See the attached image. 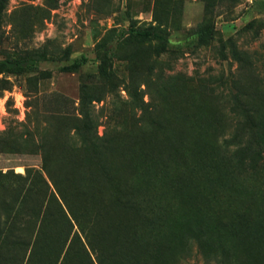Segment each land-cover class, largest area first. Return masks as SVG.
I'll use <instances>...</instances> for the list:
<instances>
[{
	"label": "rangeland",
	"instance_id": "obj_1",
	"mask_svg": "<svg viewBox=\"0 0 264 264\" xmlns=\"http://www.w3.org/2000/svg\"><path fill=\"white\" fill-rule=\"evenodd\" d=\"M0 264H264V0L0 1Z\"/></svg>",
	"mask_w": 264,
	"mask_h": 264
},
{
	"label": "trees",
	"instance_id": "obj_2",
	"mask_svg": "<svg viewBox=\"0 0 264 264\" xmlns=\"http://www.w3.org/2000/svg\"><path fill=\"white\" fill-rule=\"evenodd\" d=\"M0 1H3V0H0ZM125 34H128L129 36L137 38V39L156 40L159 43L160 47H165L166 42H167L165 33L154 27L139 28V27L130 25L125 30L120 31L118 36L121 37V36H124ZM42 58L43 57H37L33 55H27V56L18 57V58L17 57H7L4 59V61L1 64L3 67L7 68L8 70L15 71V72H22L28 69V67L33 66L34 61H38L39 59H42ZM98 58H99V63H98L99 70L103 72L105 70L104 66L107 61V53L104 51L103 54H100ZM86 60L87 59L85 56L80 55L79 58L74 59L69 64H65L61 66L60 69L63 71H72L76 69L80 64L84 63Z\"/></svg>",
	"mask_w": 264,
	"mask_h": 264
}]
</instances>
